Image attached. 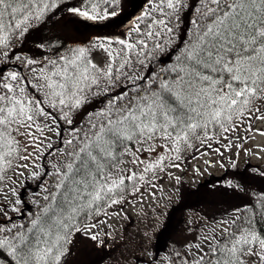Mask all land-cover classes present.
<instances>
[{
  "label": "snow or ice",
  "instance_id": "obj_1",
  "mask_svg": "<svg viewBox=\"0 0 264 264\" xmlns=\"http://www.w3.org/2000/svg\"><path fill=\"white\" fill-rule=\"evenodd\" d=\"M121 4L0 0V59L34 22L59 17L100 28L121 15ZM183 7L184 0H152L148 11L129 15L131 24L119 35L89 37L88 44L63 54L58 45L45 60L13 50L4 61L0 264H64L73 233L87 234L100 245L98 226L107 224L110 210L119 215L146 194L157 200L163 191L159 182L169 177L173 188L180 184L170 170H181L188 149H194L195 159L196 153L213 151L214 142L223 159L219 145L224 141L231 150L233 133L264 136V129L253 127L264 122V0H195L190 35L177 43ZM92 49L101 54L98 61ZM12 61L18 62L12 64L17 70H8ZM92 97L99 99L93 104ZM232 167H237L234 159ZM25 172L38 181L36 188L44 193L40 200L23 199L28 187L17 190L13 178ZM229 187L245 189L232 182ZM168 201L174 203L171 196ZM30 204L39 211L29 212ZM165 207L156 204L148 227L158 225L159 231L145 237L154 234L159 240L169 231L172 215L160 220ZM18 218L27 224L17 223ZM211 223L202 235L177 241L182 250L163 259L157 252L149 264H264V194Z\"/></svg>",
  "mask_w": 264,
  "mask_h": 264
},
{
  "label": "trees",
  "instance_id": "obj_2",
  "mask_svg": "<svg viewBox=\"0 0 264 264\" xmlns=\"http://www.w3.org/2000/svg\"><path fill=\"white\" fill-rule=\"evenodd\" d=\"M152 0H122L120 12L121 15L119 17L113 18L112 21L103 22L102 27H85L84 25H74L70 22H65L64 19L59 17H53L50 20H45L44 22H34L33 26L29 28L28 33L25 34L22 41L17 44L13 43L10 49H5V51L9 52V56L3 59H0V67L3 66L5 60L11 59V54L13 50H16L17 55H23L28 58H35L37 60H45L48 58H52L55 55L56 47L61 46V53H66L69 48H74L77 46H84L88 44L89 37H94L97 35H107V34H121L124 31L120 29L122 23L121 21H129L128 26L131 24V21L128 20L129 15L132 12H136L139 14L142 11H148L150 9V5ZM195 4V0H184V7L179 12V23L175 28L176 32V40L179 43L180 40L185 38V35H190V20H194L196 18L197 12L192 5ZM141 5L143 7H141ZM135 17H133V20ZM119 25V27H117ZM127 26V27H128ZM126 27V28H127ZM172 45L171 47H174ZM93 58L98 61L99 54L95 49H92ZM18 63L17 61H12L9 64L8 70H17L12 67V64ZM99 97H92L91 101L94 104ZM85 108L91 109V105L86 104ZM96 108L103 107V104H96ZM84 111L83 108L78 110V112L73 114L74 121L80 117V114ZM257 122V121H256ZM256 122L253 127L255 128ZM67 136V132L64 133ZM236 139L234 140V146L231 149L236 153H240L241 148L238 145L243 144L248 139L241 140L240 136H248L251 133L246 131H240L239 133L232 134ZM237 144V145H236ZM217 147V145L213 142V151ZM219 147L222 150L230 151L224 147V141H221ZM236 147V149H235ZM203 151V150H202ZM213 151L206 152L212 153ZM194 153V149H188L184 153V159L181 164V168L184 172L189 171L191 163L194 161L192 159V155ZM201 156L199 153H196V158ZM195 158V159H196ZM237 167L233 168L232 163L229 166L225 167L224 172L221 175L211 174L205 181H201L197 184V187L192 188L190 186L188 180L185 178V175H181V183L179 184V200L173 204L169 209V215L179 216L188 209V205L186 204L189 200V197H194L199 189L208 188L214 182H222V180L228 179L235 174H241L242 176L252 178V182L248 183L245 186L243 192L235 191V199L228 202V205L221 210H218L217 213L208 218L212 221L213 217L217 219L224 217L228 212H230L233 208L241 207L246 203L253 202L255 203L262 194H264V177L261 176V173H264V163L263 162H252L249 157L240 160L239 156L236 155L234 158ZM245 162L241 164V162ZM43 161V157L41 158V162ZM175 169H171L173 172ZM163 175V173H161ZM14 180L17 181L16 187L18 191H23L24 187H28V194L23 199L27 201L32 200H40V197L44 195V193L36 188L38 181L32 179L28 172H25L24 176L14 177ZM166 179L162 180L160 185H162ZM217 186V185H216ZM6 191V190H5ZM3 199V196H0V200ZM131 199V197H129ZM41 203L43 201H40ZM189 201L188 203H190ZM131 204V203H129ZM128 204V205H129ZM176 208L175 213H172V209ZM29 212H38L39 209L35 204H30ZM24 208H21V214H23ZM10 215L16 216L15 213H9ZM111 214V210L109 212ZM107 218V217H106ZM105 218V219H106ZM17 223H25L27 224V220L17 219ZM203 224V223H202ZM159 231V230H158ZM156 231L155 233H157ZM171 229L165 233L163 237L159 240L154 241L152 250L146 254H136L137 260L140 262H136L135 264H149L154 257V255L159 252L161 259H163L166 255L170 254L174 250H182L180 248V244L176 243L177 241H183L180 237H174L171 234ZM201 231V227L197 229V234ZM194 236V237H195ZM71 243L66 245L68 249V254L65 257L64 264H104L105 260L110 257L113 251L121 245V242H117L113 246L108 245L109 239L106 238L103 242L107 243V247L103 246V242L100 245H97L96 242L91 241L87 234L81 233H73L70 237ZM142 258V259H141Z\"/></svg>",
  "mask_w": 264,
  "mask_h": 264
},
{
  "label": "rangeland",
  "instance_id": "obj_3",
  "mask_svg": "<svg viewBox=\"0 0 264 264\" xmlns=\"http://www.w3.org/2000/svg\"><path fill=\"white\" fill-rule=\"evenodd\" d=\"M128 23L129 21L126 24L122 23L120 29L124 31ZM100 56L101 54H99L98 60ZM256 128L264 129V122L258 121ZM250 136L251 139L243 142V148L237 156H239L240 160L249 157L252 159V162L261 160L264 162V136L259 135L255 131ZM222 151L224 152L223 159L215 151L194 159L190 171L186 175V178L191 182L189 184L192 188L197 187V184L205 176L207 177L213 173H223L225 167L229 166L236 157L234 155L236 153L235 151ZM206 161H212V163L209 164ZM244 162L245 160L241 164ZM197 168L200 170L199 172L195 171ZM182 173V170H177L172 175L180 176ZM251 179L249 177L245 178L241 174H235L228 179L224 178L222 182H214L208 188L199 189L194 197H189L186 203L189 207L186 211H183L179 216H173L171 214V234L176 238L180 237L182 240L193 239L197 229L201 227L200 234L202 235L205 229L213 226L207 218L214 216L218 210L224 209L228 205V202L235 199V191L229 187V182L246 186L252 182ZM174 183L171 177L167 178L162 184L163 191L157 192V200L154 201L152 196L146 194L142 203L137 201L127 205V207L120 210L119 215L109 214V217L106 218L107 224L98 226L102 242L106 238L109 239V246H113L118 241L121 242V245L113 251L110 257L105 260L104 264L140 263L135 255L140 253L148 255L153 248L156 235L153 234L149 239L144 236V233L148 231L155 233L159 230L158 225H153L149 229L150 213H152L157 203L165 205V214L160 217V220L167 219L171 205L177 202L180 194L179 184L173 188L172 185ZM161 196H163V199L159 198ZM169 196L172 197L174 203L168 201ZM189 201L191 202L188 203ZM201 220L204 224H202ZM189 227L191 229L190 231ZM105 233H109V235H105Z\"/></svg>",
  "mask_w": 264,
  "mask_h": 264
}]
</instances>
